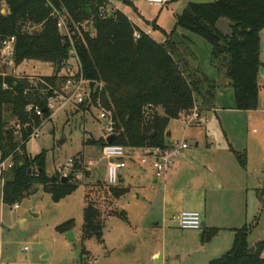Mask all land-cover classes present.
Wrapping results in <instances>:
<instances>
[{
  "label": "trees",
  "instance_id": "trees-1",
  "mask_svg": "<svg viewBox=\"0 0 264 264\" xmlns=\"http://www.w3.org/2000/svg\"><path fill=\"white\" fill-rule=\"evenodd\" d=\"M123 3L130 5L127 1ZM2 5L5 14H1ZM108 6L107 0H0V39L15 38L16 66L28 61L52 65L56 73L44 79L54 84L69 58L70 44L66 36L59 34L58 19L52 15H65L80 74L89 83L90 90L96 86L90 106L108 113L116 136L113 144L125 149L164 147L166 128L171 120H178L195 105L205 111L212 107L215 85L206 77H196L181 59L177 45L170 38L177 29L201 38L210 46V64L217 71H224V77L230 81L235 110L258 109L259 34L264 30V0L188 3L175 16L174 29L163 43L145 34L121 11L107 12ZM219 19L228 20L229 34L217 29ZM27 28H33V32ZM4 84L8 89H3ZM27 89L24 79L0 76V162L12 157L15 163L9 169L12 178L3 183L1 192L2 203L9 206L26 196L29 187L34 185L41 186L53 203L60 202L77 190L75 177L81 169L78 155L73 159L67 183L62 184L60 177L55 175L52 180L47 176L43 151L34 157L12 156L16 148L25 151L33 129L42 124L34 114L29 118L25 108L34 104L43 110V98L26 92ZM5 110L20 126L18 147L12 132L6 128ZM47 116L48 112L44 111V118ZM25 124L29 125L24 129ZM153 133L155 136L150 138ZM83 145L101 149L104 141L88 138ZM234 154L245 166V153ZM106 189L114 199L128 193V189L122 187ZM119 215L124 217L123 212ZM74 227L75 221L69 219L54 230L63 235ZM103 228L95 203L86 201L80 237L81 256L87 255L84 248L87 240L103 243ZM218 231L217 228L203 229L201 241L209 242ZM251 231L246 225L234 230L231 248L207 264H264L261 258L264 242H257L253 248L248 246Z\"/></svg>",
  "mask_w": 264,
  "mask_h": 264
},
{
  "label": "rangeland",
  "instance_id": "rangeland-1",
  "mask_svg": "<svg viewBox=\"0 0 264 264\" xmlns=\"http://www.w3.org/2000/svg\"><path fill=\"white\" fill-rule=\"evenodd\" d=\"M180 5L187 2L192 3H211L213 0H179ZM124 8V7H121ZM129 16L136 18L137 14L130 8L125 7ZM107 12L114 11L111 6L107 7ZM161 23L168 27L172 26V11L175 5L163 8ZM138 12L144 17L145 21L154 20L160 13L157 7L148 6L145 0L138 5ZM137 19V18H136ZM216 27L223 34H229V22L226 19H219ZM33 32V31H31ZM194 40V46H189L187 41L175 37L174 43L177 45L181 59L190 65L198 78L205 77L200 72L195 71L191 66L193 55L196 53L198 65L201 72L209 71L210 68V46L201 38L187 33ZM158 38V35H155ZM264 53V36H261ZM264 61V55H263ZM2 72L17 77L26 76H53L55 68L50 64L35 61L24 62L15 67L14 71L2 67ZM264 72V69H263ZM58 75V74H57ZM260 96L264 97V79L260 80ZM96 86L91 88V95ZM207 87V83H204ZM88 85H83L82 91L88 89ZM224 98L225 104L229 102V93L233 94V88L227 92ZM90 95V97H91ZM89 97V100H90ZM233 100V99H232ZM230 98V102L232 101ZM199 102V100H198ZM227 106V105H226ZM90 107L89 104L81 106H69L47 121L38 136L31 138L25 145V151L16 148L14 158L23 156L34 157L41 151L45 153V172L49 177H68L71 170L57 172V167L64 165L75 157L81 162V169L76 175L78 184L77 190L70 196L53 203L50 196L43 192L42 187L34 185L29 187L26 196L18 199L13 205L17 204L18 209L14 210L13 205H4L1 200L2 185L12 178L11 172L7 171L2 181L0 180V264H153L145 258L146 242H154L157 247L162 245V234L160 231L148 232L141 240L129 239L125 247L120 246L122 229H126V223L121 216H112L104 222V218L111 214L110 196L107 194L105 184L106 160L102 158L100 149L96 147L84 146L83 141L92 138L101 139L105 136V129L109 125L107 118L101 115V111ZM158 113L161 111L158 110ZM209 113V123L202 127L186 128L183 119L171 120L166 128V133L171 142L186 139L188 153L191 149L195 150L194 142L198 144L196 151L200 157L211 154L205 147L211 144L212 151H215V161L223 158L226 160L227 175L223 176L229 189V195L234 199L235 207L239 211L238 219L233 224L234 228L243 225L251 228L252 231L248 238L249 248L254 247L257 242H264V108L258 112L229 111L217 114ZM6 128L12 132L13 141L18 147L19 130L17 124L8 110L4 112ZM205 126V127H204ZM167 138V136H165ZM229 145V146H228ZM224 146H228L236 153L245 152L246 165L242 166L235 154L228 153ZM224 148V150H223ZM131 154L137 161L145 155V149H126V154ZM16 155V156H15ZM10 161L13 163V158ZM251 173V183L247 185L248 171ZM233 171L239 176H233ZM88 172V176H85ZM101 185L98 187L97 182ZM240 188V192H232ZM85 190L86 198L95 201V206L100 213V220L104 222L103 235L104 244H98L95 239L87 240L84 244L90 253L92 262L88 257H80V237L82 226L83 193ZM73 219L75 227L73 230L74 241L68 243L65 235L55 232V227L59 224ZM21 221V222H20ZM174 238L166 239L167 248L174 247L172 257L164 260L162 264H206L202 260L200 253H185L183 248L186 244L192 243L197 239L196 234L200 231H180L172 229ZM224 234H219L222 237ZM231 237V234H225ZM200 237V236H199ZM220 239V238H216ZM215 244L219 240H214ZM230 244V243H229ZM227 245L226 253L231 244ZM26 249V250H25ZM135 250L136 258L129 256ZM142 253L141 258L138 254ZM222 254L216 255L219 258ZM264 256V250L262 251ZM213 258V259H214ZM262 258V257H261ZM264 259V257L262 258Z\"/></svg>",
  "mask_w": 264,
  "mask_h": 264
},
{
  "label": "crops",
  "instance_id": "crops-1",
  "mask_svg": "<svg viewBox=\"0 0 264 264\" xmlns=\"http://www.w3.org/2000/svg\"><path fill=\"white\" fill-rule=\"evenodd\" d=\"M107 1L109 3V6L124 13L135 26H137L145 34L159 43H163L167 39L166 37L173 31L175 26V16L180 14L182 9L188 3H192L187 2L186 4L180 5L179 0H177L176 2H170L169 0V3L165 7L168 8V6L175 5V10L174 12L172 11V26L168 27L160 22L164 7H157L158 9H160V13L154 20L150 22L145 21L144 17L138 12V5L142 4V1L144 0ZM123 1H127L131 6L124 4ZM1 7L2 11L5 12L4 5H2ZM125 7L132 9L137 14V19L129 16ZM155 35H158V38H156ZM262 35L264 36V30L259 34V61L261 63V68L264 69V53L261 41ZM175 37L183 38L185 39V41H187L189 46H194L195 40L190 35H187V32L181 29H177L174 35H172V37L170 38L174 39ZM192 55V68L195 71L203 74L209 81L213 82L215 85V92L211 109L208 111H201L202 114L207 118L206 124L209 123V113H213L217 118H219L217 114H222L223 112L229 111H238L235 110L234 94L229 93V102L227 104H225L224 102L226 89L228 90L227 92H229L231 89V83L224 77V71H217L213 66L210 65L211 69L209 71L201 72L200 66L198 65L196 53L193 52ZM188 67L191 69L190 65H188ZM261 79H264V75H259L258 77V109L255 111L242 112H258L260 109L264 108V97L260 96ZM230 98L231 100L233 99L231 102ZM197 107H199V105H197ZM194 127L196 126H192L189 128ZM168 133H166L165 135L167 136V138L165 137L164 139L166 144L171 142L168 138L171 136V133ZM183 140L186 141V139ZM228 146H224L225 150L224 148L223 150L232 154L236 153L228 148ZM205 147L207 148L208 152L212 153L200 157L199 151H196V149L198 148V144L194 142V148L196 149H191L190 151H188V153H185V151L188 150L187 148L181 156L175 158L172 167L166 173L165 177L162 180L155 179L153 170L148 166L138 165L135 158L132 157L133 160L131 162H126L125 168L120 172L118 185L115 187L127 188L128 193L118 199H114L112 197L108 199L111 204V208L108 210H111V214L104 218L105 222L113 215L119 217V213L123 212L124 217L121 216V219H124L127 227L126 229H122L120 246L125 247L129 239L133 240L139 238V240H141V238L143 239L142 236L144 234L148 232L150 233L152 231L155 232L156 230H158L162 234L161 247H157L154 242H146V252L144 256L146 259H148L149 262L153 264H162L164 260L170 259L173 254L172 250L174 249V247L167 248L164 244L166 239L174 238V231L172 229L174 227L177 228L176 224L172 220V217L184 211H196L201 215V234L203 229L217 228L219 229V231L216 236H214L207 243H203L201 241V234H196L197 239L191 241L192 243L186 242L183 248V252L194 254L200 253L203 259L202 261L207 264L210 260H213L214 257H217L216 255L222 254L226 249L225 247L229 243H233L235 236L234 230L240 229L241 227H233L232 223H234L235 220L238 219L239 211L235 207L234 199H232L229 195L230 193L228 192L229 189L227 188V184L225 183V181H222L223 176L227 175L226 173H228L226 170V160L223 158V160L218 159L217 161H215L216 158H214V155L216 150L212 151L211 144H206ZM128 155L132 156L129 153ZM107 164L108 161L106 162V165L104 167L105 175ZM232 173H234L232 175L235 177L239 176L236 171H233ZM262 174H264V171H262ZM246 176H248L246 180L248 183L247 185H249L251 183L250 170L248 171V174ZM100 184L101 182L98 181L97 185ZM240 191V188H237V190H232L233 193ZM86 201H88V199L85 196L84 190L83 208L85 207ZM89 201L92 200L89 199ZM92 202L95 203V201ZM73 230L71 231L72 238L70 239V242L67 241L68 243H72L74 241ZM219 234L224 235H222V237H218ZM225 234H231V237ZM214 240L219 241L215 244ZM103 244L104 240L101 245ZM84 248L86 250L85 244ZM134 252L135 250L131 251V254L129 253V256L136 258L137 255ZM141 255L142 253H139L138 258H141ZM88 256L92 262L90 253L88 251L87 255L82 257ZM80 257L81 254L79 255V258ZM261 257H264L262 256V253ZM77 261L73 262V264H76Z\"/></svg>",
  "mask_w": 264,
  "mask_h": 264
},
{
  "label": "built area",
  "instance_id": "built-area-1",
  "mask_svg": "<svg viewBox=\"0 0 264 264\" xmlns=\"http://www.w3.org/2000/svg\"><path fill=\"white\" fill-rule=\"evenodd\" d=\"M145 3L148 6L154 7H165L169 0H145ZM1 14H5L4 11H1ZM52 16L57 17L56 27L60 35L66 36L69 40V58L66 62L63 63L59 74L57 75V81L54 84L46 81L44 76H26V77H17L11 74L4 73L0 71V76H12L15 79H24L28 84V89L26 90L32 93L38 94V96L43 98L45 103V108L41 110L39 106L30 104L25 108L26 113L29 114V118L34 114L37 118L42 121V124L39 128L33 129L31 138H34L39 135L40 130L43 125L52 119L55 115V112L61 111L69 106H80L82 104H89V97L91 95L90 88L86 91H82L83 85H88L89 83L83 80L80 69L79 61L74 50V47L71 42V33L66 26L65 15L60 13H53ZM28 31H32L33 28ZM14 44L15 38L9 37L0 39V70L1 68H7L14 71L16 65L14 62ZM3 89L6 90L7 85H3ZM91 107V106H90ZM101 115L104 118H107L109 121L108 127L105 129V136L101 138L104 141L103 147L100 149L102 158L108 161L106 168V186L115 187L118 185L119 176L122 169L125 168L127 161H132V156L126 154V149L120 145H111L106 144L105 140L108 136L114 134L112 128L111 119L105 111L98 109ZM44 111L48 112V116L44 118ZM202 110L195 105L192 110L189 112L183 113L180 115V118L183 119L186 128L196 126L201 127L206 124L207 118L202 114ZM29 124L23 125L25 129ZM19 130L20 126H16ZM188 148L187 142L185 140L173 141L166 144L164 147H148L145 148V155L137 160L138 165L148 166L153 172L155 179L162 180L166 173L170 170L173 165L174 159L181 156L183 152ZM12 167V162L10 158L5 159L0 162V180L2 181L4 174L9 171ZM73 163L71 161L66 162L64 165L57 167V172L62 173V171L71 170ZM14 210L18 209V205H13ZM173 222L176 224L177 228L181 231H199L201 229V215L196 211H184L180 212L177 215L172 217ZM26 250V249H25Z\"/></svg>",
  "mask_w": 264,
  "mask_h": 264
},
{
  "label": "water",
  "instance_id": "water-1",
  "mask_svg": "<svg viewBox=\"0 0 264 264\" xmlns=\"http://www.w3.org/2000/svg\"><path fill=\"white\" fill-rule=\"evenodd\" d=\"M109 17L112 18V16H109ZM1 40H3V39H1ZM259 75L260 76L264 75V72H263L262 68L259 69ZM154 136H155V133L150 135V138H153ZM115 138H116V136L114 134L108 136L106 138V140H105L106 144L111 145L114 142ZM88 174H89L88 172H85V176H88ZM51 179L53 180L54 176H52ZM60 181H61L62 184H65L68 181V177L63 176V177L60 178ZM65 238L67 239L68 242H70V239L72 238V232L70 231V232L66 233L65 234Z\"/></svg>",
  "mask_w": 264,
  "mask_h": 264
}]
</instances>
